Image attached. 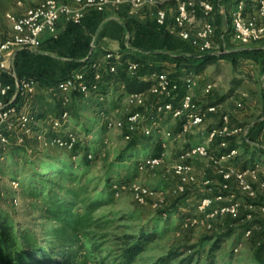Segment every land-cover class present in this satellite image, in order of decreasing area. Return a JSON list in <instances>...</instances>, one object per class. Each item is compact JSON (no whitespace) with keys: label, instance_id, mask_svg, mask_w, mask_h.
Returning a JSON list of instances; mask_svg holds the SVG:
<instances>
[{"label":"rangeland","instance_id":"obj_1","mask_svg":"<svg viewBox=\"0 0 264 264\" xmlns=\"http://www.w3.org/2000/svg\"><path fill=\"white\" fill-rule=\"evenodd\" d=\"M0 2H2L0 6V31H5V7L13 5V0H0ZM227 30H231V21L228 18L223 26L222 34L227 36L229 34V32H226ZM218 44L223 46L222 41ZM225 45L228 50L246 47L257 50L258 53L256 56L251 55L248 61H245V68L236 69L234 64L228 60L207 67L206 71L197 79V96L194 98V103L197 110H206L209 106H216V112L191 134L177 140H171L169 144L171 142L173 144L168 147L165 162L155 169L138 172L134 163L138 157L139 159H143L145 156L149 157L157 147L159 148L160 139L157 135L146 138L144 145L137 150L138 156L133 158L131 164L127 162V164L117 165L119 156L129 144L124 140L122 132L107 130L104 138L95 133L90 135L87 140L84 131H82L83 127L96 128L98 125L103 126L101 109H98L100 108L99 105L90 101L91 98L76 103V112L80 119L79 122H73L72 124H76L74 128L80 135L78 138L83 140V147L94 155L97 154L84 182H91L92 185H96L104 183L111 176L116 178L130 176L132 181L156 189V193L144 205L138 204L130 193H125L120 198H116L113 204L99 209L96 218L101 219L102 222L111 220L109 221L111 223L104 230L97 229L93 232H97L99 236L107 234L109 237L105 242L102 239L96 241L103 245L99 254H92L89 251L91 243L85 238H79L80 243L85 245L79 264H117L114 260L118 256L120 243L116 235L136 232L138 225L157 218L159 213H162L164 218L160 228L164 223H169V229L161 233L154 243L148 245L136 264H153L172 248H178L182 245L197 246V250L202 251L200 264H208L207 256L214 241L204 242V239L227 233L229 230H234L235 233L215 253L214 264H264V211L262 210L264 208V189L261 188L264 176H261L259 180L251 181L256 191V197L250 200L240 190L235 180L229 184L227 191H224L221 186L223 183L220 174L223 167L231 164L238 156L243 155L245 149L243 138L264 144V138L255 135L260 129V124L264 121V39L249 45L226 41ZM207 81L209 82L207 84L217 83V87L210 93L203 90ZM231 93L232 96H229ZM151 100L152 97H149L147 106H150ZM104 103L107 114L112 117L121 118L130 110L127 107L125 98L122 96L116 99L109 98ZM144 110L146 108L142 109V111ZM225 116L229 118L230 127L244 129L243 134L227 145V147L233 144L238 146V154L217 161L216 154L227 147L218 146V140L213 141L209 144L208 156L196 157L189 161V164L194 168L196 182L188 187L186 197L177 198L166 193L161 194L162 191L176 184L173 176V166L180 155L189 150L194 142L205 140L210 130L222 124ZM159 122L163 131L171 130L176 134L173 128L178 122L177 120L167 115L162 117ZM35 125L40 129V137L38 143L33 141L30 144V153H28L30 159L34 160V155L37 153L53 151L61 154L65 159H69L70 162L82 160V158H72L69 153L50 144V138L45 135V132L50 128V121L46 124L38 125L36 123ZM243 166L244 163L238 169H243ZM22 167L23 163L17 168L19 172ZM230 167L237 168V165ZM13 168L9 158L0 159V206L13 216L19 226L31 228L42 242H47L51 239L44 236L56 224L44 219V207L41 200L24 198L21 187L15 188L12 185L13 179L10 173ZM42 171L45 172L46 170L42 169ZM52 178L56 182L58 181L56 177ZM224 193L227 194V197L220 201V204H240L236 216L225 215L208 219L204 216L199 218L196 212L194 213L203 198H214ZM15 200L17 203H15ZM78 210L83 209L79 207ZM182 214L183 216L191 214V216L183 222ZM127 215L133 216V219H123ZM194 218L197 220L195 223L192 221ZM186 222H188L187 225H185ZM249 223L253 224L254 228L250 235H243L242 228ZM238 238L239 241L236 242Z\"/></svg>","mask_w":264,"mask_h":264},{"label":"trees","instance_id":"obj_2","mask_svg":"<svg viewBox=\"0 0 264 264\" xmlns=\"http://www.w3.org/2000/svg\"><path fill=\"white\" fill-rule=\"evenodd\" d=\"M196 51L198 52L197 49ZM197 52L194 55L173 57L174 61L171 66L157 65L127 51L113 54L114 57L103 64L102 79L98 90L93 92L92 95L107 96L110 90L115 87H118L122 96L147 92L154 83L153 76L155 74L167 73L171 79L181 81V78L203 74L208 66L220 63L222 60L230 61L236 69L245 68V61L251 55L258 53L257 50L248 48L238 49L234 52H226L224 48L207 53L199 54L198 52L197 54ZM92 63V58L90 57L87 60L88 67ZM131 63H138L141 66L136 75H132L129 71ZM71 67L74 68L76 66L73 64ZM112 67L115 68L114 71H112ZM86 79H93L92 71H87ZM64 80L52 84H43L41 89L35 91L30 97L18 96L16 102L22 100L20 111L31 116L30 126L32 134L24 136V141L19 143L18 136L22 133L19 128L12 132L5 131L10 140L9 144L6 146L0 145V159L6 157L11 160V167H14L10 173L11 177L13 181L19 183L24 198L41 200L44 207V219L54 222L56 226L44 236L51 240L42 242L36 232H33L31 228L19 226L13 216L0 206V264H79L82 251L85 249V245L80 243L79 238H85L91 243L89 251L92 254L101 253L103 245L96 241L102 239L105 242L109 236L107 234L99 236L97 232L93 231L97 229L104 230L111 223L109 222L111 220L102 222L101 219L96 218L97 211L115 202L113 186L116 183H130L132 181L130 176H120L119 178L111 176L102 184L92 185L91 182L85 183L84 179L89 173L97 154L94 155L87 148H84L83 140L80 138H78L79 140L73 150H64L72 158H82L79 162H70L69 159H65L61 154L53 151L37 153L34 155V160L29 158L30 144L33 141L38 143V137L40 136V129L35 125L36 123L38 125L46 124L50 120L61 118L63 113L68 112L69 119L63 122V127L59 130H53L50 125L45 135L47 138L66 136L68 133L80 136L74 128L76 124L72 123L79 122L80 119L76 112V103L86 98L78 91H73L68 96L69 101H65V97L58 89L60 82ZM122 85L124 89L121 88ZM185 93L186 88L181 82V89L174 103L177 104ZM229 96H232V93ZM151 101L155 102L153 98ZM98 109H101L100 113L104 111V107ZM139 110H142V108ZM213 115L209 114V117ZM181 123L179 121L177 124L176 134L181 131ZM259 127V130L264 128V121ZM82 131H84L85 138L88 140V137L95 133L100 134V137L104 138L107 129L104 125H98L96 128L84 126ZM146 138L150 137L135 134L119 156L117 165L121 163L127 164V162L131 164L133 158L138 156L137 150L144 145ZM235 138L237 137L226 138L225 141L230 143ZM218 141L220 144L221 139ZM243 144L245 146L243 155L238 156L236 160L224 168L244 163L243 169H246L253 167L257 163H264V144L259 141L247 140L246 138H243ZM234 149L237 150L238 146L233 144L222 149L216 154L217 159L228 155ZM159 152L160 146L155 149L152 155H158ZM90 156L92 157L90 158ZM145 158L147 157L145 156ZM140 160L142 159L138 157L134 163L135 166ZM21 163H23V167L19 172L17 168ZM42 169L46 171L43 172ZM52 177H56L58 181L56 182ZM186 195L187 192L177 198L186 197ZM223 195L226 196L227 194L224 193ZM79 207L83 210H78ZM195 212L196 209L194 210ZM162 215V213H159L157 218L138 225L136 232L116 235L120 243V249L114 262L117 264H136L148 245L154 243L161 233L168 231L169 223H164L162 228H160V224L164 222ZM190 216L191 214L188 216H183L182 214V221L184 222ZM123 219L132 220L133 216L127 215ZM253 227L254 225L251 223L243 226V235H246ZM234 233V230H229L227 233L204 239V242L214 241L207 256L208 264H214L215 253L221 249ZM238 241L239 238L236 242ZM197 249L198 247L193 245H182L178 248H172L153 264H200L202 251ZM188 253L191 254L188 255Z\"/></svg>","mask_w":264,"mask_h":264},{"label":"built area","instance_id":"obj_3","mask_svg":"<svg viewBox=\"0 0 264 264\" xmlns=\"http://www.w3.org/2000/svg\"><path fill=\"white\" fill-rule=\"evenodd\" d=\"M18 6L23 5L22 0H15ZM165 0H38V3L29 8L26 13L19 16L15 13H8L7 19L11 24L9 35L0 32V145L9 144V138L5 131H16L17 128L22 132L18 136V142L24 141V136L32 134L31 116L20 111V106L16 103L19 97H30L35 92V82L22 80L18 82L16 94L11 97L13 87L5 83L2 79L8 70V66L3 60L5 55L11 54L18 49L33 51L41 44V37L49 32L56 36L59 21L64 18L73 24H81L85 15L90 10L104 12L108 7L128 6L132 11H138L144 7H152V12L156 23L162 27H169L177 31L178 36L196 48L201 53H207L214 49V38L216 36V27L212 21V15L215 10L212 0H177L176 12L172 20L169 21V13L162 5ZM202 15L203 24L196 27V16ZM232 39L234 42L242 45L257 43L264 39V0H257L256 12H249L246 3L241 0L231 17ZM114 55L108 53L105 56V62L112 59ZM104 62V63H105ZM102 61H94L87 69L93 72V79H86V71L73 74L64 81L60 82L58 89L69 101L68 96L73 91H78L86 99L91 98L93 92L98 90L102 79ZM140 64L131 63L129 71L136 75L140 69ZM115 68L112 67V71ZM154 83L147 92H139L126 96V103L129 111L121 117L116 118L101 112L103 125L108 131H120L126 142H130L135 134H141L146 137H157L159 140L160 152L158 155H151L137 162L138 172H144L149 169H155L162 165L167 158V150L171 140L181 138L191 134L200 127L209 117V114L216 112V106H209L206 110H197L194 103L192 89L196 86V77H186L181 81L173 80L169 74L161 73L153 76ZM182 85L186 88V93L174 103ZM216 86L207 84L204 88L206 93H210ZM124 89V86H121ZM152 97L155 102L147 106L148 98ZM98 101L104 103L108 96L97 95ZM146 110L142 111L139 109ZM171 116L175 120L181 121V131L174 134L171 130L163 131L160 120L164 116ZM69 119V113L65 112L59 119L50 120L53 130H59L63 127V122ZM243 128H233L229 126V118L224 117L222 125L209 131L204 143L192 146L186 152L180 155L173 166V176L176 184L161 192L172 197H179L185 194L188 187L196 182L194 168L189 161L196 157H206L209 154V144L215 140H220V147H227L226 138L238 137L243 134ZM40 137V136H39ZM38 137V138H39ZM78 141V136L74 133H68L66 136L50 138V144L58 149L71 151ZM238 154V150H232L228 155L222 156L217 161L224 158H231ZM92 156H90L91 158ZM222 188L227 191L229 184L235 180L240 190L248 196L250 200L256 197V191L251 181L259 180L264 176V163H257L253 167L238 169L229 167L221 169ZM208 183V182H206ZM12 185L17 188L19 183L12 181ZM264 189V182L261 183ZM115 198H120L125 193H130L133 199L141 205L147 203L156 189L139 184L135 181L130 183H116L113 186ZM227 196L219 194L214 198H203L197 206L196 215L213 219L218 216H236L239 212V203L220 204V201ZM15 203L17 201L15 200ZM264 211V208L262 209ZM193 223L197 220L194 218ZM188 222L185 223L187 225ZM210 228V226H209ZM254 228V227H253ZM252 228V229H253ZM249 230L246 235H250Z\"/></svg>","mask_w":264,"mask_h":264},{"label":"crops","instance_id":"obj_4","mask_svg":"<svg viewBox=\"0 0 264 264\" xmlns=\"http://www.w3.org/2000/svg\"><path fill=\"white\" fill-rule=\"evenodd\" d=\"M22 1V6H18L15 0H13V5L5 7L6 28L5 31L0 32L6 35L10 34L11 24L6 17L8 13L12 12L22 16L29 8L34 7L38 3V0ZM240 1H212L215 2L212 21L216 27L215 47L213 50L224 48L226 52H234L238 49L246 48L241 47L228 50L225 45L226 41L238 43L233 41L230 30L226 31L229 32L227 36L222 34L226 19L228 18L231 21L232 13ZM160 6L168 11L170 25H172L177 0H165ZM246 8L249 12H256L257 0H247ZM154 10L155 8L152 7H144L138 11H132L128 6L118 8L108 7L104 12L90 10L86 13L82 23L78 25L62 18L58 23L56 36L49 32L44 33L41 37V44L37 49L33 51L18 49L11 54L5 55L3 60L7 64L8 70L2 79L13 87L10 96L13 97L16 94L18 82L22 80L34 81L35 91H37L41 89L43 84H52L64 80L77 72L86 71L88 68L87 60L90 57L92 58V62L102 61L104 63L106 54H117L127 51L157 65L171 66L174 61L173 57L175 56L194 55L197 52L196 49L190 42L179 38L177 31L169 27L159 26L156 23L152 15ZM202 24V15L198 13L195 26L198 28ZM220 41L223 42V46H219L218 43ZM73 64L76 67L72 68ZM201 75L195 76L196 81ZM207 83L209 82L207 81L205 86ZM213 84L217 87V83L214 82ZM192 93L195 98L197 96L196 86L192 89ZM107 96V99H116L122 96V94L118 87H115L110 90ZM122 97L126 100L125 95ZM90 101L99 105L100 108L104 107L105 104L100 103L97 96H92ZM16 103L21 107L22 100H18ZM23 110L25 111V109ZM104 111L107 112L106 107H104ZM178 122H175L176 124L173 128L175 132ZM255 135L256 137L264 138V128L257 131ZM205 140H198L192 146L202 144ZM171 144L173 142L169 145L171 146Z\"/></svg>","mask_w":264,"mask_h":264}]
</instances>
